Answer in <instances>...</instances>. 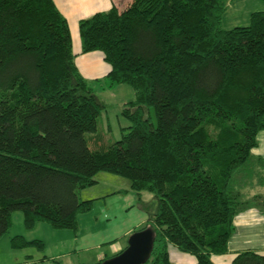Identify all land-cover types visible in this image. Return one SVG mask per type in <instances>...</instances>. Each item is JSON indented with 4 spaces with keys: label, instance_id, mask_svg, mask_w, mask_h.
<instances>
[{
    "label": "trees",
    "instance_id": "trees-1",
    "mask_svg": "<svg viewBox=\"0 0 264 264\" xmlns=\"http://www.w3.org/2000/svg\"><path fill=\"white\" fill-rule=\"evenodd\" d=\"M226 3L131 0L79 22L81 52L103 54L108 87L134 91L121 111L131 125L93 151L85 134L103 107L75 65L67 21L53 0H0V238L15 212L26 229L77 231L92 207L77 191L109 172L157 199L140 229L154 237L144 264H172L169 244L195 264L227 252L234 218L264 213V197L245 193L264 183V163L251 160L264 130V10L225 29ZM230 264H264V255L241 251Z\"/></svg>",
    "mask_w": 264,
    "mask_h": 264
},
{
    "label": "rangeland",
    "instance_id": "rangeland-1",
    "mask_svg": "<svg viewBox=\"0 0 264 264\" xmlns=\"http://www.w3.org/2000/svg\"><path fill=\"white\" fill-rule=\"evenodd\" d=\"M255 1L238 0L226 8L223 28H234V21L240 24L238 26H246L248 22L246 25L241 23L243 13L239 6ZM245 10L250 12L253 9ZM91 84L96 100L103 108L97 119L96 131L86 133L85 139L90 150L100 151L119 140L122 129L131 123L122 115L123 105L120 102L126 93L122 94L118 85L109 88L105 78ZM122 87L131 92L132 99L133 89L127 85ZM149 112L154 121L153 110ZM94 179L96 183L93 186L77 191L80 201H92L91 209L78 215L77 231L54 229L47 222H38L34 228L26 229L23 214L13 213L10 228L0 238V264H20L27 258L30 264H97L124 249L130 235L145 227L150 215L156 211L157 199L152 193L133 191L128 179L109 172H98ZM17 236L41 241L43 246L14 248L11 241ZM168 253L172 264H186L184 262L188 259L196 262L194 256L178 251L172 244L168 245ZM176 256L181 259L177 261Z\"/></svg>",
    "mask_w": 264,
    "mask_h": 264
},
{
    "label": "crops",
    "instance_id": "crops-1",
    "mask_svg": "<svg viewBox=\"0 0 264 264\" xmlns=\"http://www.w3.org/2000/svg\"><path fill=\"white\" fill-rule=\"evenodd\" d=\"M130 1L131 0H53L56 8L67 21L71 36L72 52L75 56L74 62L79 73L86 80L91 82L102 80L110 71V66L104 61L103 54L99 51L89 53L81 52V42L78 30L79 22L92 17L96 13L106 12L112 7L121 9ZM237 1L238 0H227L226 8H230L231 5L235 4ZM247 1L250 0H245V2ZM262 3L261 0H256L246 6L245 4L239 6V10L243 13L241 16L242 25H246L249 15L252 12L264 10ZM248 8L253 10L248 12L245 10H248ZM244 11L246 13H244ZM233 23H235L233 25H236L234 27L240 25L236 24L238 23L237 21H234ZM118 86V90H120L122 94L124 92L126 93L122 96L123 99L120 102L123 105V103L128 101L127 99H131V92L125 87H122V85ZM257 159H260L264 163V130L257 134V146L251 150V160L254 165ZM245 193L247 196L260 194L264 197V183L261 186L253 185L250 189H247ZM233 223L234 232L227 243V252L222 255H212L211 261L213 264H230L235 255L241 251L250 250L264 255V213H261L258 209L250 208L240 212L234 218ZM175 258L177 261L181 259L178 256ZM184 263L195 264V261L188 259ZM20 264H30V259L27 258ZM177 264H183V262H177Z\"/></svg>",
    "mask_w": 264,
    "mask_h": 264
},
{
    "label": "water",
    "instance_id": "water-1",
    "mask_svg": "<svg viewBox=\"0 0 264 264\" xmlns=\"http://www.w3.org/2000/svg\"><path fill=\"white\" fill-rule=\"evenodd\" d=\"M153 239L151 229L133 232L127 240L125 249L101 264H144L151 255Z\"/></svg>",
    "mask_w": 264,
    "mask_h": 264
}]
</instances>
